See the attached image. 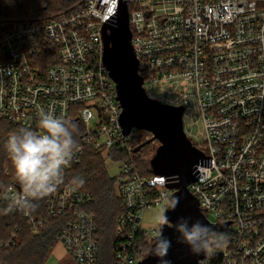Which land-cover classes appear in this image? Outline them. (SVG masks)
<instances>
[{
	"label": "built area",
	"instance_id": "1",
	"mask_svg": "<svg viewBox=\"0 0 264 264\" xmlns=\"http://www.w3.org/2000/svg\"><path fill=\"white\" fill-rule=\"evenodd\" d=\"M122 2L146 93L183 106L187 137L212 157L210 168L198 167L190 192L211 224L232 221L215 232L225 243L202 263L264 264V0H79L53 16L0 20V119L17 132L38 130L43 110L83 126L64 182L43 199L41 214L33 213L39 207L15 214L34 235L65 218L57 246L72 264H99L97 221L87 209L92 195L73 191L69 175L89 151L103 160L113 155L122 162L115 193L125 206L113 264L147 257L159 227H146L145 215L165 209L174 191L165 177L137 169L132 133L125 136L120 123L117 84L103 62L102 27L116 20ZM48 43L57 61L46 64ZM120 153L129 159L119 160ZM21 191L13 183L1 198L12 204Z\"/></svg>",
	"mask_w": 264,
	"mask_h": 264
},
{
	"label": "water",
	"instance_id": "2",
	"mask_svg": "<svg viewBox=\"0 0 264 264\" xmlns=\"http://www.w3.org/2000/svg\"><path fill=\"white\" fill-rule=\"evenodd\" d=\"M102 36L103 62L117 84L118 100L123 108L120 115L123 134L129 136L132 131L140 130L153 135L133 151L138 153L155 141L159 143L150 160L151 170L154 175L165 177L167 188L174 191L171 197L179 198L176 209L166 211L170 223L163 228V235L172 241L166 258L171 264H203L207 254L192 255L186 245L178 244L174 225L181 217H191L193 221L199 220L208 225L214 232H222L232 223L211 224L202 212L199 200L189 190V186L201 177L198 167L210 168L212 157H206L187 137L183 106L163 104L146 93L143 78L139 75V60L132 46L126 3H121L116 20L104 22ZM152 247L147 257L138 264H160L152 254Z\"/></svg>",
	"mask_w": 264,
	"mask_h": 264
},
{
	"label": "trees",
	"instance_id": "3",
	"mask_svg": "<svg viewBox=\"0 0 264 264\" xmlns=\"http://www.w3.org/2000/svg\"><path fill=\"white\" fill-rule=\"evenodd\" d=\"M79 0H0V18L34 19L55 14L70 8ZM44 54L50 60L46 64L57 61V54L50 43L46 44ZM53 47V48H51ZM54 55V58L52 59ZM80 126V125H79ZM76 129V128H75ZM17 133L16 129L0 119V186L1 191L11 184L17 183L12 163L9 162V153L5 144L8 137ZM83 131L74 135L76 144L79 142ZM140 140L136 147L146 143ZM146 147V146H145ZM144 147V148H145ZM143 148V149H144ZM142 149V150H143ZM141 150V151H142ZM118 159L127 161L129 155L120 153ZM150 161L143 157L137 169L144 177L153 175L149 165ZM8 167V171H6ZM80 177L84 184L80 188L92 195L87 209L95 215L99 237V264H113L117 248L116 231L119 218L124 212V203L115 193V179H112L105 167L104 160L93 151L87 152L80 164L76 165L69 175ZM1 192V193H2ZM0 193V194H1ZM44 200L36 202L41 214ZM11 203L0 199V264H47L56 245L60 229L65 224V218L51 219L37 235L31 233L27 220L10 210Z\"/></svg>",
	"mask_w": 264,
	"mask_h": 264
},
{
	"label": "clouds",
	"instance_id": "4",
	"mask_svg": "<svg viewBox=\"0 0 264 264\" xmlns=\"http://www.w3.org/2000/svg\"><path fill=\"white\" fill-rule=\"evenodd\" d=\"M264 45V34L259 36ZM76 126L54 112L43 110L39 113L37 129L31 126L22 127L17 133L11 134L5 144L14 168L16 182L22 191L13 198L10 210L21 212L33 211L36 201L54 194L64 182V170L70 163L76 141L74 130ZM42 130V131H39ZM80 177L71 180L72 190L83 186ZM165 209L157 217L159 225L152 254L160 264H171L166 257L172 247V241L163 235V228L170 223L166 211L175 210L179 204L178 197L165 198ZM178 236L176 242L186 245L190 254H210L214 248H220L225 243L222 234L215 233L208 225L191 217H181L174 225Z\"/></svg>",
	"mask_w": 264,
	"mask_h": 264
},
{
	"label": "rangeland",
	"instance_id": "5",
	"mask_svg": "<svg viewBox=\"0 0 264 264\" xmlns=\"http://www.w3.org/2000/svg\"><path fill=\"white\" fill-rule=\"evenodd\" d=\"M56 14V13H55ZM55 14H50V15H46L45 17H49V16H53ZM2 19H10V18H0V20ZM11 20H20V19H11ZM83 131V126H76V129L74 130V135L79 134V132ZM153 137V135L149 132L146 131H140V130H134L131 134V137L129 139V144L135 148L136 143L140 140H144V141H148L149 139H151ZM159 147V143L157 141L147 145L142 151L138 152V153H133L132 156L135 160V165L136 167H140L141 162L143 161V157L145 156L146 159H148V161H150L152 159V157L155 155L157 149ZM10 163L11 160H9ZM105 163V167L107 169V173L108 175L112 178V179H116L117 176L120 173V167L122 162L121 161H116L115 157L109 156L104 160ZM150 165V163H149ZM6 171H8V167H6ZM151 169V167H150ZM1 186H0V193L1 191ZM4 192H2L0 194V199L3 200L1 198L2 194ZM164 209H151L148 210V212L145 215V226L148 228H154V227H159L158 222H157V217L159 216V214L161 213V211ZM222 234V233H219ZM57 246V245H56ZM56 248V247H55ZM213 253V251L209 254L211 255ZM59 256L58 254L55 252V249L52 253V255L50 256L47 264H72V259L70 256L65 255L61 261L58 260Z\"/></svg>",
	"mask_w": 264,
	"mask_h": 264
},
{
	"label": "crops",
	"instance_id": "6",
	"mask_svg": "<svg viewBox=\"0 0 264 264\" xmlns=\"http://www.w3.org/2000/svg\"><path fill=\"white\" fill-rule=\"evenodd\" d=\"M55 252L58 254L59 256V261L62 260V258L65 256V252L63 251V249L60 246H56L55 248Z\"/></svg>",
	"mask_w": 264,
	"mask_h": 264
}]
</instances>
